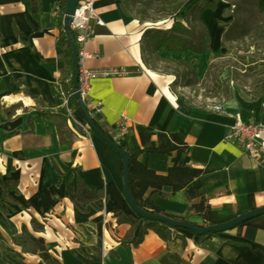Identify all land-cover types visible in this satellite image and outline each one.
<instances>
[{"label":"crops","instance_id":"crops-1","mask_svg":"<svg viewBox=\"0 0 264 264\" xmlns=\"http://www.w3.org/2000/svg\"><path fill=\"white\" fill-rule=\"evenodd\" d=\"M205 1L217 2L216 9L201 14L212 53L159 52L162 58L194 60L200 81L211 57L227 52L224 26L232 22L239 0ZM63 2L41 0L40 12L34 13L28 0H0V264H264V215L205 241L183 231L185 246L180 239L165 242L152 230L133 244L139 225L118 224L114 215L122 211L137 218L124 196L122 158L95 134L88 135L84 119L68 107L73 82L58 44ZM94 5L104 26L92 23L85 48L98 56L85 66L123 67L130 75L92 81L90 99L102 104L93 118L131 153L142 148L140 132L146 129L176 133L190 147L189 171L201 172V181L191 184L192 200L185 190L173 193L165 186L162 193L148 194V203L199 226L204 220L191 205L202 195L220 221L264 206V168L226 141L236 114L244 121L263 119L264 95L254 99L235 90L232 98L216 103L221 110L191 103L182 90L178 95L172 90L175 76L143 63L141 41L150 23L126 14L121 0H95ZM257 7L263 11L264 0H257ZM123 123L126 131L120 134ZM139 160L160 176L172 164L160 154ZM78 180L102 194L86 212L69 196L68 188L76 194ZM23 227L44 240L45 250Z\"/></svg>","mask_w":264,"mask_h":264},{"label":"trees","instance_id":"trees-1","mask_svg":"<svg viewBox=\"0 0 264 264\" xmlns=\"http://www.w3.org/2000/svg\"><path fill=\"white\" fill-rule=\"evenodd\" d=\"M28 1L30 10L34 13H39L41 0ZM66 1L64 0L59 9L58 44L64 49L67 75L69 81L72 82L75 70L72 42L63 28ZM188 1L121 0L126 14L135 17L140 22L149 21L148 12L150 10H156L157 13L164 17L159 20V23L162 22V25L158 24L157 21H151L150 26L144 31L141 49L142 60L145 66L151 70H158L161 73L175 76V81L171 88L177 95L178 89L182 91L183 89L193 90L195 93L194 97H188V101L191 103L195 102V98L198 97L200 91L205 92L202 95L200 94L201 96L218 100L217 104H222L224 101L232 98L235 90L243 91L246 96L254 99L263 96L264 10H258L257 0H239L234 4L232 11L233 20L230 24L224 26L226 30L222 39V46L227 49V52L221 56L211 57L203 81L197 78L194 60L160 57V51L164 53H184L189 51L197 55L204 52L212 53L208 29L201 21V14L207 8L216 9L217 2L197 0L191 7L186 8L184 6ZM131 6H141L138 14L130 12ZM168 22L171 23L170 27H165ZM159 63H162L161 67H158L157 64ZM250 79H252L251 84H249ZM68 107L83 118L80 104L75 98L73 90L69 93ZM91 118L101 129L93 116ZM89 130L91 134H94L91 129ZM104 133L115 141L111 135L106 132ZM140 141L142 148L139 151L131 153L129 150H125L130 159L129 190L133 199L141 209L147 212L185 221L182 218L167 214L158 207L150 205L147 195L153 192L162 193V188L169 186L172 188L173 193L185 190L189 199L192 200L195 197L191 184L195 180L201 181V172L189 171L190 147L176 133L160 134L154 132L152 129L140 132ZM149 154L167 155L171 158L172 164L166 176L157 175L148 169L145 163L139 160L140 156ZM12 189L16 190L15 183L12 185ZM68 190L70 192V199L81 212H86L88 205L93 204L95 200L102 196L99 192L87 189L79 180L77 181L75 195H73L70 188ZM191 208L194 213L203 218L205 224L203 226L219 225L226 222L218 219L216 212L211 209L203 195L198 203L191 205ZM114 215L118 224H130L132 229H135L139 225V233L133 241L134 245L142 242L148 230L154 231L165 242H175L177 239H180L183 245H186L187 237L182 233L184 231L182 229L172 228L158 221L134 218L132 215L122 211H115ZM32 223L37 222L36 220H32ZM194 225L203 227L197 224ZM23 230L27 234L28 239L34 242L39 250H45L42 238H35L28 234L25 227H23ZM216 236L218 234L209 233L197 237L201 241H205Z\"/></svg>","mask_w":264,"mask_h":264},{"label":"built area","instance_id":"built-area-1","mask_svg":"<svg viewBox=\"0 0 264 264\" xmlns=\"http://www.w3.org/2000/svg\"><path fill=\"white\" fill-rule=\"evenodd\" d=\"M94 3L95 0L80 2L71 25L78 48L79 76L77 92L91 116L102 110V104L100 102H94L90 99L92 81L99 78L130 75V71L123 67L89 69L85 66L87 59L98 56L88 53L85 48L87 42L92 37V23H96L98 26H104V21L98 16ZM215 109L221 110V107L216 106ZM89 129L87 125L86 133L88 135L91 134ZM125 131L126 125L123 123L120 125V134ZM226 141L240 146L251 160L264 168V117L258 122L244 121L240 114H236Z\"/></svg>","mask_w":264,"mask_h":264},{"label":"water","instance_id":"water-1","mask_svg":"<svg viewBox=\"0 0 264 264\" xmlns=\"http://www.w3.org/2000/svg\"><path fill=\"white\" fill-rule=\"evenodd\" d=\"M80 4V0H67L65 9H64V17H63V28L67 32L68 36L71 39L72 42V50H73V59L75 64V70L73 74V91L74 96L77 99V101L80 104L81 110H82V116L86 124L89 126V128L93 131V133L108 143L116 152L120 155L123 161V182H124V196L127 200L131 211L137 218H141L148 221H158L161 223H165L169 225L172 228H178L182 229L184 231L190 232L194 234L195 236H204L209 233H215V234H222L226 231L232 230L244 223L249 222L250 220L257 218L259 216L264 215V206L259 207L257 209L241 213L237 215L236 217L222 223L219 225H208L203 227H197L193 223L182 221V220H175L168 218L163 215H157L150 212H147L143 209H141L136 201L133 199L131 192L129 190V166H130V159L124 149L120 147L118 143L113 141L109 136H107L102 129H100L92 120L91 115L89 111L86 109L84 103L82 102L77 89H78V76H79V66H78V48L75 42V38L71 29V25L73 22V16L76 13V10Z\"/></svg>","mask_w":264,"mask_h":264},{"label":"rangeland","instance_id":"rangeland-1","mask_svg":"<svg viewBox=\"0 0 264 264\" xmlns=\"http://www.w3.org/2000/svg\"><path fill=\"white\" fill-rule=\"evenodd\" d=\"M141 6H131V8H130V12H132V14H138V12H139V8H140ZM148 22L147 23H150L151 21H157V23L158 24H161L162 25V22H160L159 23V20L161 19V18H164L163 17V15H160L159 13H157V11L156 10H150L149 12H148ZM220 62V61H219ZM251 82H252V79H250L249 80V84H251ZM233 85V84H232ZM249 88V87H248ZM183 93L185 94V96L187 97H189V98H191V97H194V95H195V93H194V91L193 90H191V89H185V90H183ZM205 92L204 91H200L199 92V95H198V97H196L195 98V100H196V102H198V103H200L201 104V102L202 103H207L208 104V108L210 109V110H214L215 109V107L217 106V104L216 103H218V100H216V99H212V98H205V97H203V96H201L202 94H204ZM242 93H243V91H242ZM201 94V95H200ZM134 215V214H133ZM135 216V215H134Z\"/></svg>","mask_w":264,"mask_h":264}]
</instances>
